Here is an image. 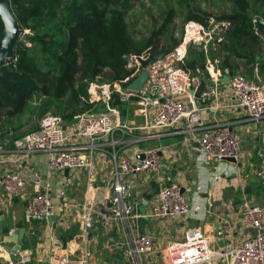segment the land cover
I'll list each match as a JSON object with an SVG mask.
<instances>
[{
	"label": "built area",
	"instance_id": "obj_1",
	"mask_svg": "<svg viewBox=\"0 0 264 264\" xmlns=\"http://www.w3.org/2000/svg\"><path fill=\"white\" fill-rule=\"evenodd\" d=\"M225 26V22L218 21L210 28L202 22L188 20L183 25L177 44L168 48L171 42L167 37L164 36L165 44H160L156 37L155 43L140 55H128L127 67L132 70L129 76L108 81L97 77L89 82L88 99L92 103L108 102L115 94L121 100L132 101L130 96L135 92L127 86L135 74L145 68L147 79L138 92L139 100L132 101L136 106L135 114L141 119L140 124L129 125L121 118L120 110L109 105L107 111L80 114L77 122L70 126L63 123L61 116L51 113L43 117L35 130L13 141L16 156L0 153V203L8 205L14 199L23 197L27 182L32 179L36 189L25 205L27 222L49 220L50 216L58 215V225L66 228L74 211L78 224L76 242L74 245L69 244L68 250L64 251L57 250L56 244L53 245L46 264H93L88 245L90 231L97 223L110 226L120 221L128 225L130 217H133L130 200L144 192L143 183L134 179L136 174H147L148 181L155 180L160 184V191L153 197L155 201L148 212L150 217L175 220L188 213L191 187L180 180H167L161 168L163 147L143 148L128 155L119 154L113 137L116 131L138 129L150 137L162 132H176L185 127L192 135H197L200 164L219 163L228 157L236 158L237 162L240 160L241 134L218 115L223 107L221 85H227L229 105L245 109L249 119L258 124L264 117V86L256 79L259 78L258 68L255 67V78L239 72L228 75V81L225 82L223 76L227 73L215 69L214 64L207 60V90L202 98H198L196 91L205 78L200 70L192 74L184 66L191 46L207 51L209 44ZM205 116L208 119L205 120ZM136 138V141L141 139ZM71 139H76V145L69 144ZM109 146L112 164L108 182L110 194L100 200L88 192L83 201L69 197L66 191L68 181L62 177L58 187L61 201L56 202L49 187L42 186L39 171L25 174L12 165L30 154L45 152L49 157V174L54 171L63 174L65 169L87 168V182L90 185L93 182V153L98 148ZM141 152L145 153L143 159L138 157ZM256 156V174L264 186V146L257 148ZM240 216L243 222L254 227L251 238L239 244L232 240L228 248L218 249L213 245L215 240L201 226L187 227L183 238L168 242L162 248L164 263L264 264V204L247 202L241 208ZM32 233L35 231L32 230ZM127 241L133 264H152L157 244L153 234H135L128 230ZM6 251H0V264L31 262L32 250H20L16 259Z\"/></svg>",
	"mask_w": 264,
	"mask_h": 264
},
{
	"label": "trees",
	"instance_id": "obj_2",
	"mask_svg": "<svg viewBox=\"0 0 264 264\" xmlns=\"http://www.w3.org/2000/svg\"><path fill=\"white\" fill-rule=\"evenodd\" d=\"M145 1L12 0L25 33L16 56L0 68V142L7 140L13 146L15 139L35 130L40 123L34 122L48 113L70 125L84 112L107 111V105L118 108L129 125L140 124L132 101L115 94L108 102L92 103L88 84L97 77L108 81L129 76L128 55L146 51L162 31L173 37L168 48L177 44L173 25L180 15L184 23L196 20L208 25L210 17L226 23L207 51L189 48L184 66L192 74L200 70L208 80L207 60L228 75L240 72L254 77L255 67L264 72V0H229L232 9L216 17L196 0H164L160 21L136 36L133 19L141 16L137 3L145 6ZM2 31L0 16V36ZM125 137H141L134 143L141 148L156 144V139L138 129Z\"/></svg>",
	"mask_w": 264,
	"mask_h": 264
},
{
	"label": "crops",
	"instance_id": "obj_3",
	"mask_svg": "<svg viewBox=\"0 0 264 264\" xmlns=\"http://www.w3.org/2000/svg\"><path fill=\"white\" fill-rule=\"evenodd\" d=\"M226 88L227 85H221L220 99L223 107L218 115L241 134L240 160L200 164L197 135H192L185 127L176 132H162L150 136L149 138L156 139L155 146L163 147L161 168L167 180L169 182L180 180L190 185L191 190L188 193L191 201L190 209L185 216L179 219L159 220L148 215L155 198L147 200L143 194L136 196L137 198L131 200L133 217H130L128 225L115 221L110 226L96 224L91 229L88 245L92 253L93 264H133L127 241L128 230L135 234L150 233L156 237V251L152 264H165L162 258V248L168 242L183 238L187 227L201 226L215 240L213 245L218 249L228 248L232 240L235 244H239L253 236L255 229L241 220L240 210L247 202L264 204V186L256 174L258 167L256 150L259 146H264V117L258 124H254L245 109L230 106ZM136 116V119L140 118ZM206 119L208 116H205ZM132 132L133 130L114 133L116 145L122 149V151L118 149L119 154L128 155L135 150L143 149L134 144L137 142L136 137H125L126 133L131 134ZM76 142V139H71L69 144L76 145ZM0 153H8L10 156L17 155L7 140L0 142ZM110 156L108 148L95 150L93 153L94 166L91 170L93 182L90 185L87 182L89 175L87 168L65 169L63 174L60 171L49 174V157L45 152L30 154L12 165L14 169L25 174L39 171L42 186L49 187L56 202L61 201L58 187L62 177L68 181L66 191L69 197L83 201L88 192L89 195L94 194L96 199L100 200L110 194L108 186L112 169ZM134 177L136 181L143 183L144 191L150 187L151 180H147V174H136ZM35 189L36 186L31 179L27 182L23 197L14 199L8 205L0 203V228L8 223H10V229H14L17 225L24 226L26 233L22 250H32V259L29 264H46L53 245L56 244L61 251L68 250L69 244L74 245L78 224L75 221L74 211L69 217L66 228L58 225V219L27 222L24 209ZM32 230L35 233H32ZM110 232L113 233L112 236ZM3 236L0 229V251H6L2 242ZM112 240L114 243H111ZM101 250L107 253L108 260L104 256V259H101ZM145 264L150 263L145 262Z\"/></svg>",
	"mask_w": 264,
	"mask_h": 264
},
{
	"label": "water",
	"instance_id": "obj_4",
	"mask_svg": "<svg viewBox=\"0 0 264 264\" xmlns=\"http://www.w3.org/2000/svg\"><path fill=\"white\" fill-rule=\"evenodd\" d=\"M12 0H0V5H3L6 9V12L8 14L9 19L6 21L3 15H0L3 21V31L0 36V68L7 63L10 62L11 59H13L16 56V47L23 37L25 30L21 26L19 19L16 16V13L12 7ZM264 23V20H262ZM14 30V31H13ZM7 41V43H5ZM228 74H224L223 80L225 82L228 81ZM147 79V70L143 68L138 75L128 84V88L135 92V94L130 96V99L132 101H138L139 100V94L138 92L142 89L145 81ZM207 90V83L205 79L201 80V83L196 91V96L198 98L203 97V93ZM162 154V153H161ZM139 158L143 159L145 157V153L141 152L138 156ZM228 161L237 162L236 158L234 157H228L226 158ZM68 170V169H66ZM160 191V184L155 181H150V187L147 188L143 192V196L147 200H151L153 197L158 195ZM182 192H184V188H182ZM58 215H52L50 216V220H57ZM98 226H101L100 223H97ZM0 228L3 233V245L5 249L12 254V257L16 259L19 255V251L22 250L23 242H24V236L26 233V228L21 225H17L13 231H11L9 225ZM110 235L112 236L113 233L110 232ZM111 243H114L113 240Z\"/></svg>",
	"mask_w": 264,
	"mask_h": 264
},
{
	"label": "rangeland",
	"instance_id": "obj_5",
	"mask_svg": "<svg viewBox=\"0 0 264 264\" xmlns=\"http://www.w3.org/2000/svg\"><path fill=\"white\" fill-rule=\"evenodd\" d=\"M196 2L200 6H202L205 10H207V12L212 14V16H215V15L219 16L220 14H222L226 11H230L232 9V4L230 3L229 0H196ZM137 5L141 9V16L133 19V28L135 30L134 33L136 36L139 35L138 33L146 34L147 33L145 31L146 29L150 30L153 27L152 25L155 22L158 23L160 21L159 14H160L161 7L165 6V1L164 0H146L145 6H141L140 3L139 4L137 3ZM175 6L178 7V4L175 3ZM217 22L218 21L216 20V18L210 17V20L208 22V26L211 28ZM183 25H184V22H182V16L180 15L176 19V21L173 25L175 37H178L180 35L181 28H183ZM137 30H138V32H137ZM160 34H161V37L157 35L158 40L160 41V44H165L166 38L164 36H168V38L170 39V42H172V44H173V37H172L170 32L162 31ZM155 40H156V38H155ZM246 75L249 76L248 74H246ZM258 75H259V78H256V79L258 80V82L260 84L264 85V73H261L259 71ZM251 78H255V75H254V77H251ZM48 114H51V113H48ZM121 118H122V116H121ZM134 121H136V120L133 119L130 122L133 123ZM40 122L41 121H36L34 123L39 124ZM135 125H137V124H135ZM131 200L133 201V199H131ZM188 203L191 204V201L189 200V198H188ZM7 222H10V221H7ZM4 225L8 226V225H10V223L4 224ZM50 249H49V251H50ZM57 250H60V248L57 247ZM101 251H102L101 259H104V257H105V259L108 260V256H106L107 253H105L103 250H101Z\"/></svg>",
	"mask_w": 264,
	"mask_h": 264
},
{
	"label": "clouds",
	"instance_id": "obj_6",
	"mask_svg": "<svg viewBox=\"0 0 264 264\" xmlns=\"http://www.w3.org/2000/svg\"><path fill=\"white\" fill-rule=\"evenodd\" d=\"M0 15H3L6 21L9 19L6 9L3 5H0ZM5 43H7V41H5Z\"/></svg>",
	"mask_w": 264,
	"mask_h": 264
}]
</instances>
